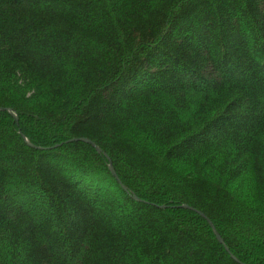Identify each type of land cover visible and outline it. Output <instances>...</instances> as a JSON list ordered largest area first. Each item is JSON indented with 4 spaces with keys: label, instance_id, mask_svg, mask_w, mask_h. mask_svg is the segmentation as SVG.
I'll return each mask as SVG.
<instances>
[{
    "label": "trees",
    "instance_id": "16d2710c",
    "mask_svg": "<svg viewBox=\"0 0 264 264\" xmlns=\"http://www.w3.org/2000/svg\"><path fill=\"white\" fill-rule=\"evenodd\" d=\"M0 109V264H264V0H0Z\"/></svg>",
    "mask_w": 264,
    "mask_h": 264
},
{
    "label": "water",
    "instance_id": "95a60500",
    "mask_svg": "<svg viewBox=\"0 0 264 264\" xmlns=\"http://www.w3.org/2000/svg\"><path fill=\"white\" fill-rule=\"evenodd\" d=\"M0 111H6L7 113H9L10 115H12V116L14 117V120H15V121L17 120L16 116L13 115V113L11 112V110L0 109ZM82 141H83L84 143L89 144L91 147H93V148L96 150L97 153H101L100 149H99L96 145H94L93 143L89 142L88 140H82ZM109 164H110V163H109ZM109 171H110L111 175L115 178V180L119 183V180L117 179V177H116V175H115V173H114V170H113V168H112L111 165H109ZM119 184H120V183H119ZM123 189L125 190L124 187H123ZM133 199H134V200H137L135 197H133ZM182 208H184V209H189L188 207H185V206H182ZM207 221H208V220H207ZM208 223H209V226H210V228H211V230H212V232H213V234H214V236H215V239L218 241L219 244H221V245L224 247V249H225L226 252H229L228 249H227V247L224 245L222 239H221V238L219 237V235L216 233V231H215L213 225H212L209 221H208ZM230 256H231V255H230ZM232 258H233V257H232ZM233 259L235 260V258H233Z\"/></svg>",
    "mask_w": 264,
    "mask_h": 264
},
{
    "label": "rangeland",
    "instance_id": "374dc122",
    "mask_svg": "<svg viewBox=\"0 0 264 264\" xmlns=\"http://www.w3.org/2000/svg\"><path fill=\"white\" fill-rule=\"evenodd\" d=\"M6 112V111H5ZM17 118V117H16ZM17 121H18V118H17ZM5 124V122H3L2 120H0V125H3ZM15 125H18V122L15 124ZM71 141V140H70ZM73 141V140H72Z\"/></svg>",
    "mask_w": 264,
    "mask_h": 264
}]
</instances>
